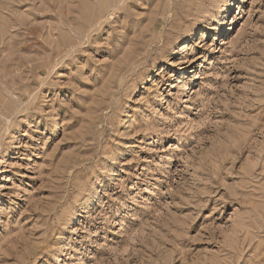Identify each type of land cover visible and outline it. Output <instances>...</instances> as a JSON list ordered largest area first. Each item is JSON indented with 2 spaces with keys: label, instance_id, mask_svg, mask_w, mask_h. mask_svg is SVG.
<instances>
[{
  "label": "rangeland",
  "instance_id": "1",
  "mask_svg": "<svg viewBox=\"0 0 264 264\" xmlns=\"http://www.w3.org/2000/svg\"><path fill=\"white\" fill-rule=\"evenodd\" d=\"M0 264H264V0H0Z\"/></svg>",
  "mask_w": 264,
  "mask_h": 264
}]
</instances>
